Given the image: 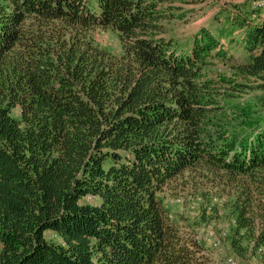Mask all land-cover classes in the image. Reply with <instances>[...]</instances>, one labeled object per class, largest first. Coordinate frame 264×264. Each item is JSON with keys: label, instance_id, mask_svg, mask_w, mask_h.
I'll list each match as a JSON object with an SVG mask.
<instances>
[{"label": "trees", "instance_id": "obj_1", "mask_svg": "<svg viewBox=\"0 0 264 264\" xmlns=\"http://www.w3.org/2000/svg\"><path fill=\"white\" fill-rule=\"evenodd\" d=\"M234 1L0 0V264H215L218 220L264 262V17Z\"/></svg>", "mask_w": 264, "mask_h": 264}, {"label": "rangeland", "instance_id": "obj_2", "mask_svg": "<svg viewBox=\"0 0 264 264\" xmlns=\"http://www.w3.org/2000/svg\"><path fill=\"white\" fill-rule=\"evenodd\" d=\"M235 1L238 2L240 0ZM186 8L190 9L192 12L187 14V16L180 20L175 19L170 25V27L172 28L171 32H173V34L178 37L182 36L185 39L197 33L202 27H209L211 25L212 18L218 12L219 6L216 2L214 3L212 1H209L207 3H204L203 5H200L199 3L195 5H187ZM96 35L105 46L116 51L117 49H119V42L115 33H112L109 30H98ZM233 37L235 39V43H233L232 41L229 42L226 39L225 46L230 52V54H233L238 61H244L246 59V55L243 50H241V48L239 47V45L242 44V36L240 33H238V31H235ZM260 93L261 92H258L257 94ZM180 198H182L184 202L181 206V208L183 207L184 209V217L195 219L197 216V210L200 207L202 199L199 197L189 198L187 195H182V197ZM186 222L188 224L191 223L189 221ZM216 224V230L212 227L206 226L201 230L199 234V236L205 239L206 241L205 250L209 260L215 264H225L226 259L228 260L231 258L235 260L238 264H253L255 259L250 262V259L237 256L236 253L232 251L228 242H224V244L221 242V240L217 237V233L219 231H227V226L221 220L216 221ZM218 241L220 242V245L215 246L214 243ZM258 264H264V262L258 261Z\"/></svg>", "mask_w": 264, "mask_h": 264}, {"label": "built area", "instance_id": "obj_3", "mask_svg": "<svg viewBox=\"0 0 264 264\" xmlns=\"http://www.w3.org/2000/svg\"><path fill=\"white\" fill-rule=\"evenodd\" d=\"M250 3H251V7L258 11L259 15L261 17H264V0H250ZM215 246H219L220 245V242H216L214 243ZM2 244L0 242V248H1ZM258 253H264V248H261L258 250ZM225 264H238L235 260L233 259H226L225 261Z\"/></svg>", "mask_w": 264, "mask_h": 264}, {"label": "crops", "instance_id": "obj_4", "mask_svg": "<svg viewBox=\"0 0 264 264\" xmlns=\"http://www.w3.org/2000/svg\"><path fill=\"white\" fill-rule=\"evenodd\" d=\"M253 264H258V261L255 259L254 262H253Z\"/></svg>", "mask_w": 264, "mask_h": 264}]
</instances>
